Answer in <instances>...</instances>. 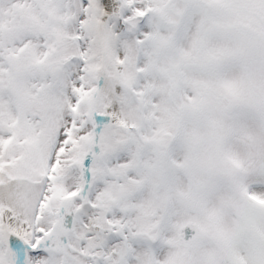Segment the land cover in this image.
Listing matches in <instances>:
<instances>
[{
  "label": "snow or ice",
  "instance_id": "6c2138e0",
  "mask_svg": "<svg viewBox=\"0 0 264 264\" xmlns=\"http://www.w3.org/2000/svg\"><path fill=\"white\" fill-rule=\"evenodd\" d=\"M0 264H264V0H0Z\"/></svg>",
  "mask_w": 264,
  "mask_h": 264
}]
</instances>
